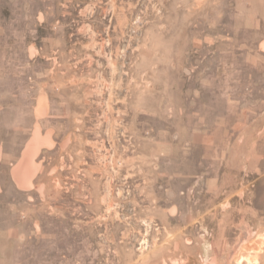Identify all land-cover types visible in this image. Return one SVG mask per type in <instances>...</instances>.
I'll use <instances>...</instances> for the list:
<instances>
[{
	"label": "rangeland",
	"instance_id": "374dc122",
	"mask_svg": "<svg viewBox=\"0 0 264 264\" xmlns=\"http://www.w3.org/2000/svg\"><path fill=\"white\" fill-rule=\"evenodd\" d=\"M230 96L256 117L264 0H0V264H264L263 192L206 249L133 162L147 104L203 130Z\"/></svg>",
	"mask_w": 264,
	"mask_h": 264
},
{
	"label": "crops",
	"instance_id": "0c3cea01",
	"mask_svg": "<svg viewBox=\"0 0 264 264\" xmlns=\"http://www.w3.org/2000/svg\"><path fill=\"white\" fill-rule=\"evenodd\" d=\"M260 97L256 117H251L249 98L235 106L233 96L226 97L222 122L203 130L179 126L176 121L182 111L176 106H145L149 135L139 134L142 150L130 160L150 165L149 175L168 202L163 214L180 216L190 211L197 222V240L206 249L234 247L248 240L244 235L252 228L251 188L264 193V97ZM141 110L136 104L135 111ZM235 115L242 122L233 123ZM251 118L257 119L256 128L251 127ZM202 232L210 237L206 239Z\"/></svg>",
	"mask_w": 264,
	"mask_h": 264
},
{
	"label": "bare ground",
	"instance_id": "6f19581e",
	"mask_svg": "<svg viewBox=\"0 0 264 264\" xmlns=\"http://www.w3.org/2000/svg\"><path fill=\"white\" fill-rule=\"evenodd\" d=\"M31 166H33V165L30 164V169H28V174H25L24 176H21V177L19 176L18 179H19L20 181H23L25 178L28 179V178L30 177V176H28V175L31 174L30 172H32V173L34 172L35 169H34L33 167H31ZM20 169H21V168H20ZM27 177H28V178H27ZM22 179H23V180H22ZM26 182H27V181H26ZM27 183H28V182H27ZM28 185H29V184H28Z\"/></svg>",
	"mask_w": 264,
	"mask_h": 264
}]
</instances>
